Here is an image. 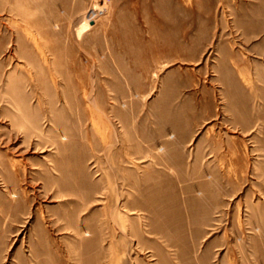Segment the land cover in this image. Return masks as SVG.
I'll list each match as a JSON object with an SVG mask.
<instances>
[{
    "label": "rangeland",
    "instance_id": "374dc122",
    "mask_svg": "<svg viewBox=\"0 0 264 264\" xmlns=\"http://www.w3.org/2000/svg\"><path fill=\"white\" fill-rule=\"evenodd\" d=\"M0 264H264V0H0Z\"/></svg>",
    "mask_w": 264,
    "mask_h": 264
}]
</instances>
